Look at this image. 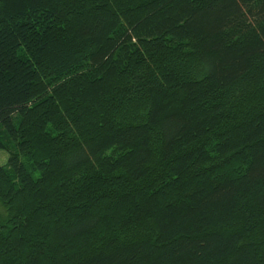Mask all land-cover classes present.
Wrapping results in <instances>:
<instances>
[{
	"label": "trees",
	"instance_id": "obj_1",
	"mask_svg": "<svg viewBox=\"0 0 264 264\" xmlns=\"http://www.w3.org/2000/svg\"><path fill=\"white\" fill-rule=\"evenodd\" d=\"M0 264H264V0H0Z\"/></svg>",
	"mask_w": 264,
	"mask_h": 264
},
{
	"label": "rangeland",
	"instance_id": "obj_2",
	"mask_svg": "<svg viewBox=\"0 0 264 264\" xmlns=\"http://www.w3.org/2000/svg\"><path fill=\"white\" fill-rule=\"evenodd\" d=\"M7 153L5 151H0V165L6 163Z\"/></svg>",
	"mask_w": 264,
	"mask_h": 264
}]
</instances>
